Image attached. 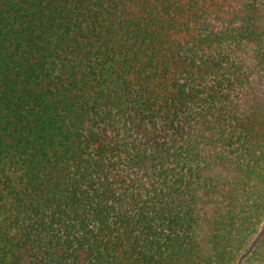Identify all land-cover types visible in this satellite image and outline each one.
I'll return each instance as SVG.
<instances>
[{"label": "trees", "instance_id": "obj_1", "mask_svg": "<svg viewBox=\"0 0 264 264\" xmlns=\"http://www.w3.org/2000/svg\"><path fill=\"white\" fill-rule=\"evenodd\" d=\"M264 0H0V264H264Z\"/></svg>", "mask_w": 264, "mask_h": 264}, {"label": "rangeland", "instance_id": "obj_2", "mask_svg": "<svg viewBox=\"0 0 264 264\" xmlns=\"http://www.w3.org/2000/svg\"><path fill=\"white\" fill-rule=\"evenodd\" d=\"M261 233H264V222L262 223L261 229H260Z\"/></svg>", "mask_w": 264, "mask_h": 264}]
</instances>
